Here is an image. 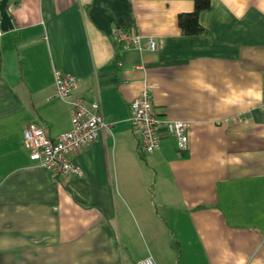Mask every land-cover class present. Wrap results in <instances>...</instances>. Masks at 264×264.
I'll return each mask as SVG.
<instances>
[{
    "label": "crops",
    "instance_id": "crops-1",
    "mask_svg": "<svg viewBox=\"0 0 264 264\" xmlns=\"http://www.w3.org/2000/svg\"><path fill=\"white\" fill-rule=\"evenodd\" d=\"M1 1V0H0ZM193 0H7L0 30V264H264V0H210L202 35L184 36ZM114 26L157 42L125 49ZM98 101L106 127L73 160L34 163L24 128L70 127L53 70ZM149 82L158 117L187 123L142 156L129 103ZM164 132V127L159 128Z\"/></svg>",
    "mask_w": 264,
    "mask_h": 264
},
{
    "label": "built area",
    "instance_id": "built-area-1",
    "mask_svg": "<svg viewBox=\"0 0 264 264\" xmlns=\"http://www.w3.org/2000/svg\"><path fill=\"white\" fill-rule=\"evenodd\" d=\"M109 35L115 45L125 49L141 50L145 47L153 51L158 47L155 39L134 29L114 26ZM53 79L54 96L69 105L70 127L56 137H51L42 126L30 123L23 131V145L28 150L30 159L50 170L53 175H81V168L72 157L77 150L94 141L106 127L101 106L98 101H86L74 95L77 81L73 75L54 69ZM150 88L152 85L149 82H143L142 89L129 103V121L137 138L139 153L146 156L154 152L160 147L164 135L174 139L177 149L186 148L187 123L158 117L151 100ZM160 127H164L163 133L160 132ZM135 264L157 262L148 255L137 260Z\"/></svg>",
    "mask_w": 264,
    "mask_h": 264
},
{
    "label": "trees",
    "instance_id": "trees-1",
    "mask_svg": "<svg viewBox=\"0 0 264 264\" xmlns=\"http://www.w3.org/2000/svg\"><path fill=\"white\" fill-rule=\"evenodd\" d=\"M210 5V0H193L191 11L180 12L177 16V24L184 36L202 35L205 28L199 23V14Z\"/></svg>",
    "mask_w": 264,
    "mask_h": 264
},
{
    "label": "water",
    "instance_id": "water-1",
    "mask_svg": "<svg viewBox=\"0 0 264 264\" xmlns=\"http://www.w3.org/2000/svg\"><path fill=\"white\" fill-rule=\"evenodd\" d=\"M7 0L0 1V30L7 31L12 27L11 18L6 10Z\"/></svg>",
    "mask_w": 264,
    "mask_h": 264
}]
</instances>
